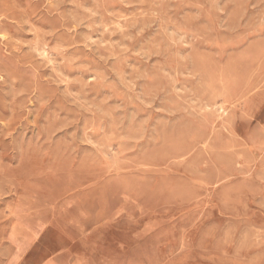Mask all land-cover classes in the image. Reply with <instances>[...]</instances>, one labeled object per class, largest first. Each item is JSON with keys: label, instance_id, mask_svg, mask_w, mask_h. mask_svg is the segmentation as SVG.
Masks as SVG:
<instances>
[{"label": "rangeland", "instance_id": "rangeland-1", "mask_svg": "<svg viewBox=\"0 0 264 264\" xmlns=\"http://www.w3.org/2000/svg\"><path fill=\"white\" fill-rule=\"evenodd\" d=\"M263 17L0 0V264H264Z\"/></svg>", "mask_w": 264, "mask_h": 264}, {"label": "bare ground", "instance_id": "bare-ground-1", "mask_svg": "<svg viewBox=\"0 0 264 264\" xmlns=\"http://www.w3.org/2000/svg\"><path fill=\"white\" fill-rule=\"evenodd\" d=\"M52 1V0H51ZM54 1V0H53ZM124 1V0H123ZM220 2V1H219ZM57 3V2H56ZM127 3V2H126ZM217 3V2H216ZM221 4V3H220ZM87 5V4H86ZM89 5V4H88ZM217 6V5H216ZM216 6H215V8H216ZM218 7V6H217ZM83 8H84V6H83ZM91 8V7H90ZM222 8V7H221ZM85 10V9H84ZM29 11V10H28ZM89 12V11H88ZM200 12V11H199ZM30 13V12H29ZM91 13V12H90ZM99 13V12H98ZM147 13V12H146ZM166 13V12H165ZM15 15V14H14ZM97 16V15H96ZM94 17V16H93ZM15 20V19H14ZM95 21H96V19H94ZM99 20V19H98ZM263 20H264V17H263ZM164 21V20H163ZM19 22V21H18ZM17 22V23H18ZM85 22H87V20H85ZM20 23V22H19ZM18 23V24H19ZM80 24V23H79ZM34 25V24H33ZM94 25V24H93ZM35 27V26H34ZM102 27V26H101ZM36 28V27H35ZM90 28V27H89ZM107 28V27H106ZM116 28V27H115ZM124 28V27H123ZM172 28V27H171ZM6 29V28H5ZM93 29V28H92ZM167 29V28H166ZM30 30V29H29ZM164 30H165V28H164ZM106 31H108V30H106ZM112 30H110V32H111ZM114 31H115V29H114ZM121 31V30H120ZM103 32V31H102ZM4 33V32H3ZM38 33V32H37ZM99 33V32H98ZM104 33V32H103ZM161 33H163V32H161ZM169 33V32H168ZM175 33V32H174ZM93 34V33H92ZM179 34V33H178ZM182 35V34H181ZM185 35V34H184ZM184 35H183V37H184ZM5 36V35H4ZM6 37V36H5ZM10 37V36H9ZM171 37V36H170ZM164 38V37H163ZM192 38V37H191ZM11 39V38H10ZM106 39V38H105ZM90 40V39H89ZM111 40V39H110ZM185 40H186V38H185ZM183 41V40H182ZM184 42V41H183ZM14 43V42H13ZM120 43V42H119ZM186 43H188V42H186ZM190 43V42H189ZM92 44V43H91ZM114 44V43H113ZM184 44V43H183ZM14 46H18V45H15V44H13ZM98 45H100V44H98ZM102 45V44H101ZM117 45V44H116ZM20 46V45H19ZM18 46V47H19ZM45 46H46V44H45ZM47 46H49V45H47ZM105 46V45H104ZM156 46H159V45H156ZM43 47V46H42ZM35 48V47H34ZM48 48V47H47ZM158 48V47H157ZM16 49V48H15ZM14 49V50H15ZM125 49H127V48H125ZM164 49V48H163ZM37 50V49H36ZM43 50H45V49H43ZM123 50V49H122ZM148 50V49H147ZM161 50V49H160ZM180 50V49H179ZM34 51V50H33ZM42 51V50H41ZM74 51V50H73ZM150 51V50H149ZM162 51V50H161ZM188 51V50H187ZM24 52V51H23ZM37 52V51H36ZM163 52V51H162ZM161 52V53H162ZM13 53V52H12ZM11 53V54H12ZM22 53V52H21ZM25 53V52H24ZM55 53V52H54ZM54 53H52V54H54ZM174 53V52H173ZM186 53H188V52H186ZM26 54V53H25ZM41 54V53H40ZM189 54V53H188ZM184 55V54H183ZM113 56V55H112ZM190 56V55H189ZM41 57H43V56H41ZM181 57V56H180ZM184 57V56H183ZM183 57H181V58H183ZM63 59H64V57H63ZM191 59V58H190ZM56 60V59H55ZM42 61V60H41ZM59 61H61V60H59ZM71 61V60H70ZM63 62V61H62ZM81 63V62H80ZM31 64V63H30ZM60 64V63H59ZM79 64V63H78ZM84 64V63H83ZM56 65V64H55ZM164 68V67H163ZM189 68V67H188ZM167 69H169V68H167ZM55 71H57V70H55ZM163 71V70H162ZM170 71V70H169ZM51 72V71H50ZM59 72H61V71H59ZM62 72H63V70H62ZM126 72V71H125ZM175 73V72H174ZM117 74V73H116ZM137 74V73H136ZM187 74V73H186ZM62 75V74H61ZM191 75V74H190ZM5 76V75H4ZM64 76V75H63ZM97 76V75H96ZM199 76H201V75H199ZM51 77V76H50ZM69 77V76H68ZM126 77V76H125ZM169 77V76H168ZM195 77V76H194ZM7 78V77H6ZM4 79V78H3ZM66 79H68L67 77H66ZM4 80H6V79H4ZM108 80V79H107ZM198 80V79H197ZM126 81H128V80H126ZM172 81V80H171ZM177 81V80H176ZM6 82V81H5ZM71 82V81H70ZM175 84V83H174ZM129 85H130V82H129ZM185 85V84H184ZM187 85V84H186ZM176 86V85H175ZM181 86V85H180ZM188 86V85H187ZM66 87V86H65ZM182 87V86H181ZM185 87V86H184ZM176 90V89H175ZM195 90V89H194ZM70 91H71V89H70ZM144 93V92H143ZM177 93V92H176ZM189 93V92H188ZM67 94H69V93H67ZM180 94V93H179ZM185 94V93H184ZM81 95V94H80ZM76 96V95H75ZM189 97V96H188ZM78 98V97H77ZM141 98H143V97H141ZM145 100V99H144ZM196 100V99H195ZM146 101V100H145ZM218 102V101H217ZM208 103V102H207ZM223 103V102H222ZM205 104H206V102H205ZM103 108V107H102ZM200 108H201V106H200ZM215 108V107H214ZM170 109V108H169ZM185 109V108H184ZM221 109V108H220ZM229 109V108H228ZM166 110V109H165ZM187 110V109H186ZM219 110V109H218ZM227 111V110H226ZM226 113V112H225ZM194 114V113H193ZM227 114V113H226ZM202 119V118H201ZM225 126V125H224ZM218 128V127H217ZM241 135V134H240ZM91 136V135H90ZM89 139V138H88ZM90 139H92L91 137H90ZM155 139V138H154ZM18 141V140H17ZM90 141V140H89ZM91 142V141H90ZM94 142V141H93ZM92 143V142H91ZM95 143V142H94ZM204 144V143H203ZM95 145V144H94ZM102 146V145H101ZM110 146V145H109ZM112 151V150H111ZM114 153V152H113Z\"/></svg>", "mask_w": 264, "mask_h": 264}]
</instances>
